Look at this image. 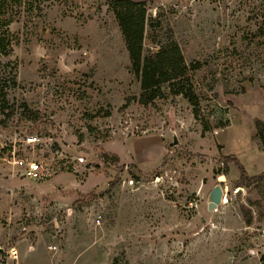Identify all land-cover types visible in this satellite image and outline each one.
I'll list each match as a JSON object with an SVG mask.
<instances>
[{
	"label": "rangeland",
	"instance_id": "374dc122",
	"mask_svg": "<svg viewBox=\"0 0 264 264\" xmlns=\"http://www.w3.org/2000/svg\"><path fill=\"white\" fill-rule=\"evenodd\" d=\"M144 1L143 53L178 42L197 117L168 84L140 103L108 0L9 3L0 138L66 158L32 179L0 150V264H264V180L238 186V163L264 173V0Z\"/></svg>",
	"mask_w": 264,
	"mask_h": 264
},
{
	"label": "trees",
	"instance_id": "16d2710c",
	"mask_svg": "<svg viewBox=\"0 0 264 264\" xmlns=\"http://www.w3.org/2000/svg\"><path fill=\"white\" fill-rule=\"evenodd\" d=\"M20 0H0V55H8L11 50L9 26L13 17L8 13L9 3ZM118 20L125 45L132 63L134 73L141 80L142 93L139 101L143 105L154 102L157 98L164 97L162 86L168 84L170 92L183 95L192 105L196 117L199 112V98L192 87L190 69L196 66L186 62L181 46L177 41L171 40L160 46L157 50L144 55V39L146 33V2L144 0H108ZM0 106L6 112L9 108L5 87L0 88ZM256 137L264 149V121L255 120ZM107 155V154H106ZM118 160V155H113ZM238 163V160H232ZM229 163V162H228ZM241 177L238 186L251 185L259 180H264V173L249 176L241 163ZM227 166L218 174H228ZM244 218L248 225L252 223V215L243 208ZM264 260V258H263Z\"/></svg>",
	"mask_w": 264,
	"mask_h": 264
},
{
	"label": "built area",
	"instance_id": "2783aa9c",
	"mask_svg": "<svg viewBox=\"0 0 264 264\" xmlns=\"http://www.w3.org/2000/svg\"><path fill=\"white\" fill-rule=\"evenodd\" d=\"M44 144L40 135L33 133L20 139L15 137L4 141L0 138V150L4 152L2 158L22 168V175L32 179L49 176L55 164L66 158L59 150L51 151L47 156ZM10 253L14 259L18 257L16 248H11Z\"/></svg>",
	"mask_w": 264,
	"mask_h": 264
},
{
	"label": "water",
	"instance_id": "95a60500",
	"mask_svg": "<svg viewBox=\"0 0 264 264\" xmlns=\"http://www.w3.org/2000/svg\"><path fill=\"white\" fill-rule=\"evenodd\" d=\"M211 200L208 204L209 210L214 212V209L218 207L219 203L222 200L223 189L220 185L215 186L212 191Z\"/></svg>",
	"mask_w": 264,
	"mask_h": 264
},
{
	"label": "bare ground",
	"instance_id": "6f19581e",
	"mask_svg": "<svg viewBox=\"0 0 264 264\" xmlns=\"http://www.w3.org/2000/svg\"><path fill=\"white\" fill-rule=\"evenodd\" d=\"M221 179H224V176L223 175H221V177H220Z\"/></svg>",
	"mask_w": 264,
	"mask_h": 264
}]
</instances>
